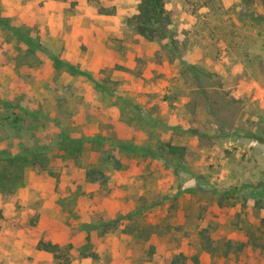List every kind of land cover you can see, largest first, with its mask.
I'll return each instance as SVG.
<instances>
[{
    "label": "rangeland",
    "instance_id": "1",
    "mask_svg": "<svg viewBox=\"0 0 264 264\" xmlns=\"http://www.w3.org/2000/svg\"><path fill=\"white\" fill-rule=\"evenodd\" d=\"M138 2L0 0V264H264V0Z\"/></svg>",
    "mask_w": 264,
    "mask_h": 264
},
{
    "label": "trees",
    "instance_id": "2",
    "mask_svg": "<svg viewBox=\"0 0 264 264\" xmlns=\"http://www.w3.org/2000/svg\"><path fill=\"white\" fill-rule=\"evenodd\" d=\"M128 22L133 25L135 30L142 36L148 39H162L168 36V25L170 23V15L165 7V0H139L137 4L136 12L128 18ZM29 43V39L25 38ZM30 44V43H29ZM7 106H12L11 103L5 101ZM21 116H16V121L20 120ZM65 142L76 141L69 136H64L62 138ZM78 145H76L77 148ZM166 149L175 154L181 153L184 149L183 146L175 145L170 142L165 144ZM74 149H71L73 151ZM0 157H5L6 162L3 166H0V190L6 188L7 184L12 183L14 177L16 176V168H11L15 165H20L26 159V153L18 152L11 153L6 150H0ZM1 162V160H0ZM9 166V168H8ZM38 248L52 252L55 257L59 258L58 264H68L67 260L60 259L62 251L56 243L50 241H39ZM174 264V261L171 263Z\"/></svg>",
    "mask_w": 264,
    "mask_h": 264
}]
</instances>
